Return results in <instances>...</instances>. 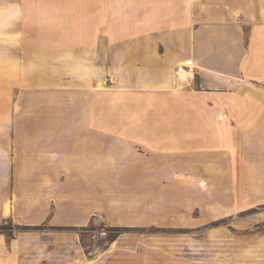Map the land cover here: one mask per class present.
<instances>
[{"label": "crops", "instance_id": "crops-1", "mask_svg": "<svg viewBox=\"0 0 264 264\" xmlns=\"http://www.w3.org/2000/svg\"><path fill=\"white\" fill-rule=\"evenodd\" d=\"M45 1L33 4L31 18L20 0H0V98L6 74L13 86L21 79L30 85L35 106L42 101L36 92L76 93L83 102L79 116L93 127L92 133L84 127L90 136L84 144L99 146L104 132L121 147L139 142L154 153L197 156L203 150L193 148L203 139L209 154L224 157L227 166L210 164L203 178L153 173L142 184L167 179L190 187L203 180L205 221L195 227L204 228L206 237L222 235V264H264V0H98L93 18L79 25L56 18L54 0ZM43 8L44 22L22 32L21 21L39 19ZM6 40L28 42L27 77L17 57L6 53ZM189 60L195 75H177ZM36 121L35 113L0 114V264H45L41 251L52 241L33 229L43 223L71 227L68 186H79L71 177L77 165L68 163L61 144L41 148L40 139L49 135L36 129ZM10 138L11 151L5 146ZM97 153L83 148L90 169L95 162L88 159ZM28 217L41 220L2 226Z\"/></svg>", "mask_w": 264, "mask_h": 264}, {"label": "rangeland", "instance_id": "rangeland-1", "mask_svg": "<svg viewBox=\"0 0 264 264\" xmlns=\"http://www.w3.org/2000/svg\"><path fill=\"white\" fill-rule=\"evenodd\" d=\"M20 1L23 13L32 18L36 13L33 4L45 0ZM54 2L50 7L52 14L58 19L64 15L63 18H67L74 25L76 21L79 25L89 16L93 18V12L98 6V0ZM43 9L41 14L37 15L41 21L36 18L30 21L29 17L28 21H25V17L21 21L20 30L30 34L38 24H42L47 17V9ZM52 20L49 18L48 21ZM12 31L5 30L6 34ZM27 43L7 40L5 42L6 53L17 57L16 60L22 66L21 76L24 78L27 77V69L32 63L27 48H24ZM39 44L43 43H37V47H42ZM92 48L91 44L87 45V51L92 52ZM39 76L38 78H42L45 74ZM8 77L10 79L12 75L6 74L5 89L0 98V102L5 103L0 105V114L20 117L35 113L38 122L33 124L36 129L46 131L49 135L47 139H40L41 148L45 145L51 147L54 142L56 145L61 144L63 151L67 153L68 163L71 166L77 165L71 169V177H75L72 182H77L79 186H68V208L71 213L68 224L71 227L50 228L46 226L47 223H43L39 228L33 229L42 232L41 240L52 241L41 251L44 253L42 258H46L45 264H211V258L212 264H222V235L210 234L206 237L204 228L195 227V224L204 225L205 221V202L201 199L204 197L206 186H200L204 181H196L197 183L190 187L173 186L169 184L172 181L167 179L159 184H154V181L147 184L142 182L153 173L165 174L168 177L179 172L181 178H203L210 172L204 168L210 167V164L223 163L227 166V159L217 154H209L208 149L204 148L203 139H197V147L193 148L196 152L203 150L197 156L183 152L173 154L171 151L154 153L151 148L132 139L130 142L135 143L128 141L121 147L119 140L104 132L100 136L99 146L84 144L86 140H90L84 127L87 126L90 132L93 127L91 123L83 124L79 116V113L82 114L83 102L78 95L76 97V93L52 89L49 90L51 92H36L38 99L42 101L35 106L30 102L34 96L30 85L23 83L21 79V87L18 83L13 86ZM160 111L162 110L157 109L156 116ZM155 124L158 126V120ZM144 125L146 126V123ZM166 125L172 123L167 122ZM117 126L121 127L122 123L118 122ZM7 140L9 143L5 146L11 151L13 139ZM84 147L98 151L96 157L91 156V159H88L89 162H95L92 164L94 169H90L91 163L87 164L83 157ZM190 198L194 201H190ZM179 202L184 207L180 208ZM52 209H56V206L53 205ZM39 217L15 219L14 223L7 222L2 226L11 227L26 221H40ZM74 224L81 225L78 227L73 226ZM207 241L213 242V250L210 245L205 244Z\"/></svg>", "mask_w": 264, "mask_h": 264}, {"label": "built area", "instance_id": "built-area-1", "mask_svg": "<svg viewBox=\"0 0 264 264\" xmlns=\"http://www.w3.org/2000/svg\"><path fill=\"white\" fill-rule=\"evenodd\" d=\"M195 64L193 60H189L183 66H178L176 68L177 75L181 76L182 73H186L187 75L194 76L195 75Z\"/></svg>", "mask_w": 264, "mask_h": 264}, {"label": "bare ground", "instance_id": "bare-ground-1", "mask_svg": "<svg viewBox=\"0 0 264 264\" xmlns=\"http://www.w3.org/2000/svg\"><path fill=\"white\" fill-rule=\"evenodd\" d=\"M185 64H186V63H184V64H181L180 66H183V65H185ZM186 75H187L186 73H182V74H181V77L185 78V77H186Z\"/></svg>", "mask_w": 264, "mask_h": 264}]
</instances>
